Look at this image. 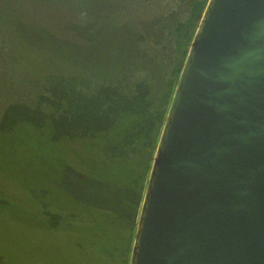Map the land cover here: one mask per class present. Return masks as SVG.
<instances>
[{
	"label": "water",
	"instance_id": "obj_1",
	"mask_svg": "<svg viewBox=\"0 0 264 264\" xmlns=\"http://www.w3.org/2000/svg\"><path fill=\"white\" fill-rule=\"evenodd\" d=\"M128 264H264V0H208Z\"/></svg>",
	"mask_w": 264,
	"mask_h": 264
},
{
	"label": "rangeland",
	"instance_id": "obj_2",
	"mask_svg": "<svg viewBox=\"0 0 264 264\" xmlns=\"http://www.w3.org/2000/svg\"><path fill=\"white\" fill-rule=\"evenodd\" d=\"M145 1L0 0V15L14 16L0 45V264H121L122 246L115 257L102 254L117 248L119 236L110 230L95 243L83 235V223L71 235L49 229L44 208L55 205L56 197L63 202L69 186L84 200L74 210L87 211L88 223L96 218L92 208L101 195L99 187L88 183L86 189L64 169L65 115L51 114L41 95L47 90L64 98L81 86L128 78L139 65L147 66L152 78L162 63L160 54L153 51L139 63L130 36L148 30ZM107 16L116 20L109 23ZM37 17L59 20L58 28L32 31ZM22 28L33 36L12 51Z\"/></svg>",
	"mask_w": 264,
	"mask_h": 264
},
{
	"label": "trees",
	"instance_id": "obj_3",
	"mask_svg": "<svg viewBox=\"0 0 264 264\" xmlns=\"http://www.w3.org/2000/svg\"><path fill=\"white\" fill-rule=\"evenodd\" d=\"M207 2L145 1L142 10L149 12L148 30H139L130 36H133L134 51L140 52L139 63L144 64L146 56L153 55V51L160 54L162 63L155 67L152 78L148 75V67L139 65L132 68L128 78L120 75L115 82L81 86L64 98L55 97L47 90L42 92L41 105L51 114L65 115L62 136L69 145L64 149V169L81 179L86 189L88 183L99 187L101 195L91 207L96 218L88 223L87 211L74 210L75 205L84 204V200L69 186L63 202L56 197L55 205L44 208L52 232L75 234L77 226L83 223V235L100 243L110 230L109 233L119 236L117 248L111 251L105 248L102 254L115 257L122 246L120 262L129 263L153 156L178 76ZM11 17L14 16L0 15V45ZM52 17L51 14L47 16L48 19ZM105 18L109 23L116 20L114 16ZM48 19L32 20V31L55 26L59 21ZM27 30L21 29L12 51L21 42L31 40L33 35ZM70 178L66 181L76 188ZM85 243L78 246L84 249Z\"/></svg>",
	"mask_w": 264,
	"mask_h": 264
}]
</instances>
